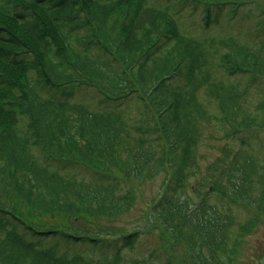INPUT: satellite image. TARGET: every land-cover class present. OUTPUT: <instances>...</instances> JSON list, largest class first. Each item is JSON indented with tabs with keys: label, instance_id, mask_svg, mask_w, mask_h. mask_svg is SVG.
Here are the masks:
<instances>
[{
	"label": "trees",
	"instance_id": "16d2710c",
	"mask_svg": "<svg viewBox=\"0 0 264 264\" xmlns=\"http://www.w3.org/2000/svg\"><path fill=\"white\" fill-rule=\"evenodd\" d=\"M179 2L200 7L206 27L243 4ZM263 47L188 36L159 0H0V264H173L163 253L127 254L146 227L129 218L132 183L159 173L143 221L184 244L189 264H237L260 220L264 174L240 136L259 115L243 116L245 89L227 82L264 77ZM88 87L106 107L73 100ZM201 93L229 116L241 149L211 165L218 173L195 204L180 192L197 174L198 124L216 116ZM125 102L145 120L127 125L117 110ZM233 205L250 209L235 231Z\"/></svg>",
	"mask_w": 264,
	"mask_h": 264
},
{
	"label": "rangeland",
	"instance_id": "374dc122",
	"mask_svg": "<svg viewBox=\"0 0 264 264\" xmlns=\"http://www.w3.org/2000/svg\"><path fill=\"white\" fill-rule=\"evenodd\" d=\"M262 0H240L243 3L238 15L233 19L221 18L209 26H205L204 13L200 7L196 9L193 6L180 3L179 0H159L163 6H169L177 18V25L180 31L188 36L193 37H213L221 39L225 37H234L239 43L249 48H258L264 46V8ZM261 23V24H260ZM264 53V47L262 49ZM227 83L238 85L240 91L244 90L243 97L245 102L241 105L240 112L245 117L251 112H257L260 126L252 129L241 130L240 136L247 141L250 140L252 155L260 161L262 166L261 174H264V110H259L258 105L264 102V77H258L254 82L249 76L234 75L228 79ZM253 83V84H252ZM89 88V87H88ZM73 100L75 102L84 103L92 109H100L106 107L107 103H100L101 97L95 92V89H78L74 92ZM204 105L208 112L215 113L214 119L207 123L204 119L198 124L200 132V142L197 147L198 170L196 176L190 177L185 190L180 192L182 199L193 201L195 204L202 198V193L209 188L210 174L218 172L213 171L211 165L218 162V159L225 154L229 157L227 162L240 148V143L232 139L231 134L227 133L226 128H231L232 122L229 116H219V110L216 101L211 97L200 94ZM121 118L127 125H133L140 119H144V115L140 113V109L136 103L125 102L117 108ZM215 117L218 119H215ZM225 162V163H227ZM221 168L220 162L218 163ZM164 173H159L153 179L148 181H133V185L137 187V200L129 218L135 220V225L144 227L135 247L127 251L129 256L142 258L149 255L152 251L159 254L163 253L173 261V264H189L188 254L185 255L184 244H176L170 231H164L160 227L153 224L151 219L148 222L143 221L144 211L153 198L160 192L163 185ZM216 175L213 176L215 178ZM212 178V181H213ZM211 181V183H212ZM264 181V179L262 180ZM258 184L254 183V192L259 190ZM199 189L194 192L191 189ZM252 198L255 194H252ZM248 208L233 205L232 225L235 231L239 224L244 223L247 219ZM250 209L248 210V212ZM259 223L254 227L250 234L245 235L243 242L236 256L237 264H264V204L263 210L259 213ZM150 221L152 223H150ZM149 225L152 227L149 228ZM171 241V246L169 242ZM165 253V254H164ZM188 253V252H187Z\"/></svg>",
	"mask_w": 264,
	"mask_h": 264
}]
</instances>
